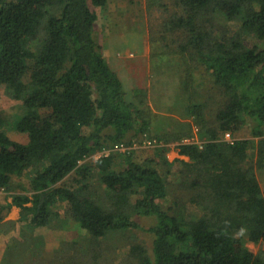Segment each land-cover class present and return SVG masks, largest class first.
I'll list each match as a JSON object with an SVG mask.
<instances>
[{
	"label": "trees",
	"instance_id": "trees-1",
	"mask_svg": "<svg viewBox=\"0 0 264 264\" xmlns=\"http://www.w3.org/2000/svg\"><path fill=\"white\" fill-rule=\"evenodd\" d=\"M107 1L0 0V87L19 108L8 127L27 138L10 140L0 112V189L14 191L31 172L30 195L0 203V223L16 206L41 229L50 206L64 202V219L88 235L50 251L49 264H105L102 244L133 229L151 242L124 238L132 264H264V250L247 247L264 243L255 174L264 168V0L158 1L163 15L147 27L149 46L161 43L158 62L185 71L188 101L180 119L160 116L173 124L168 132L154 126L146 91L133 88L128 98L101 52L95 27ZM191 133L202 146L183 141ZM171 143L186 159L167 160ZM119 146L131 149L94 158ZM167 173L178 181L168 183ZM134 215L153 223L143 228ZM87 248L90 262L69 254Z\"/></svg>",
	"mask_w": 264,
	"mask_h": 264
},
{
	"label": "rangeland",
	"instance_id": "rangeland-1",
	"mask_svg": "<svg viewBox=\"0 0 264 264\" xmlns=\"http://www.w3.org/2000/svg\"><path fill=\"white\" fill-rule=\"evenodd\" d=\"M158 1L160 0H108L103 9L97 10L95 33L102 54L110 67L117 72L122 80L128 98H133V88L144 89L146 91V102H148L152 112L159 116V118L153 120L154 126L158 130L165 128L164 131L168 132L173 124L167 121L166 118L174 117L180 119L185 113V105L188 101L180 88V71L183 73L185 71L179 68L175 71H169L167 66L158 62L155 52L158 50L157 47L159 45L162 46L161 43L159 45L157 43L153 44L154 51L149 46L148 39L151 36L147 31V27L155 25L163 15V6H157ZM162 2L165 3L164 0ZM216 23L222 27L225 25L228 31L234 29L231 23L225 21L224 17L218 16ZM122 37L124 38L121 40ZM150 55L153 56L151 57ZM200 79V73L195 71V80L199 81ZM208 83H210V79ZM208 86L211 87L210 84ZM18 111L19 108L8 97L4 87H0V112L7 120L6 134L12 141L25 142L27 139L25 134L8 127L11 119ZM163 114L166 116L165 119L160 117ZM159 125L163 127L157 128ZM187 139L202 146L203 141L199 140L194 133H191L183 141ZM144 145V140L141 145L135 143V147ZM130 149L131 147L129 146L128 148L119 146L109 153L115 151L116 153H121ZM177 151L176 144L171 143L166 153V158L169 162L177 158L186 159V157L180 156ZM99 155H95L94 158L96 159ZM145 156L147 154L143 157ZM159 168L165 173L164 169ZM30 173L28 170L24 172L18 179V187L14 191L5 192L0 189V203H9L12 201L13 195H30L27 190L29 188ZM255 174L264 197V168L256 169ZM166 179L168 183L177 182L178 176L168 174ZM162 205L163 208L167 209L171 205V198L164 201ZM24 206L31 207L32 203H27ZM64 206V202H57L51 205L50 223L41 229L35 228L30 223L32 212L26 214V211L21 207L13 206L6 218L0 223V264H13L14 262L17 264H49L46 259L50 257V251L53 249L62 248L68 242H75L76 240L80 244L85 243L88 234L80 229L74 221H66L64 219ZM133 218L143 228L153 223L151 217L134 215ZM149 234L142 231V229H133L119 232L115 236H109L110 239L102 244L104 249L100 250L104 259H101L102 262L105 261V264H132L128 254L130 240L129 242L128 240L124 242V238L134 236L135 238L131 239L132 242H140L150 246L151 236ZM121 237H123L121 244L116 246L119 244L117 240ZM40 240L44 241L41 248L38 246ZM247 247L253 252H258L259 250H264V243H248ZM69 252L70 255L83 256L78 258L85 262L92 260L90 259V254L93 252V248H87L85 254H77L75 250H70ZM60 258H63L64 261L67 255L60 256ZM62 264L74 263L71 260H66Z\"/></svg>",
	"mask_w": 264,
	"mask_h": 264
},
{
	"label": "built area",
	"instance_id": "built-area-1",
	"mask_svg": "<svg viewBox=\"0 0 264 264\" xmlns=\"http://www.w3.org/2000/svg\"><path fill=\"white\" fill-rule=\"evenodd\" d=\"M231 139V135H230V133H228V132H226V133H224V135H223V140L224 141H229ZM184 141H186V142H191V141H189L188 139L187 140H184ZM120 147H124V146H120ZM114 149V148H113ZM113 149H108V150H105V151H102V152H99V153H97V154H100L99 156H101V155H108V153L111 151V150H113ZM96 154V155H97ZM99 156H97L96 158H98Z\"/></svg>",
	"mask_w": 264,
	"mask_h": 264
},
{
	"label": "clouds",
	"instance_id": "clouds-1",
	"mask_svg": "<svg viewBox=\"0 0 264 264\" xmlns=\"http://www.w3.org/2000/svg\"><path fill=\"white\" fill-rule=\"evenodd\" d=\"M111 149H113V148H111ZM10 211H11V210H10ZM244 231H245V229L241 228V229H240V234H243Z\"/></svg>",
	"mask_w": 264,
	"mask_h": 264
},
{
	"label": "bare ground",
	"instance_id": "bare-ground-1",
	"mask_svg": "<svg viewBox=\"0 0 264 264\" xmlns=\"http://www.w3.org/2000/svg\"><path fill=\"white\" fill-rule=\"evenodd\" d=\"M124 37L121 38V40L123 39ZM119 41V40H118Z\"/></svg>",
	"mask_w": 264,
	"mask_h": 264
}]
</instances>
